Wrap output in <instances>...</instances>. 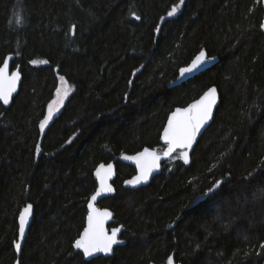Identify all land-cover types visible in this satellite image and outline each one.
<instances>
[{"label": "trees", "instance_id": "trees-1", "mask_svg": "<svg viewBox=\"0 0 264 264\" xmlns=\"http://www.w3.org/2000/svg\"><path fill=\"white\" fill-rule=\"evenodd\" d=\"M178 2L0 0V65L15 54L12 67L23 74L12 105L0 103V264L17 259L18 217L28 203L34 219L21 264H162L169 256L264 264L263 2L184 0L168 17ZM201 49L219 61L170 86ZM59 76L73 91L41 132ZM213 85L220 104L190 160L178 150L148 185L126 188L136 169L118 157L162 152L169 114ZM113 160L116 193L99 205L115 213L112 226L125 227L127 242L87 260L74 241L98 185L94 170Z\"/></svg>", "mask_w": 264, "mask_h": 264}, {"label": "snow or ice", "instance_id": "snow-or-ice-1", "mask_svg": "<svg viewBox=\"0 0 264 264\" xmlns=\"http://www.w3.org/2000/svg\"><path fill=\"white\" fill-rule=\"evenodd\" d=\"M184 0H179L177 4H174L167 16L172 17L177 14ZM135 16V13H132ZM137 20L139 16H135ZM165 17H161L164 20ZM17 24L22 23L20 16L16 17ZM264 28V24L261 25ZM75 25L72 26L74 32ZM159 31V25L157 26ZM11 57H6L0 66V101L7 105L12 98V93L16 91L17 82L20 80L19 70L12 72L9 75V60ZM214 57H209L204 49H201L195 58L186 67L179 69L180 78L187 75H191L194 72L199 71L206 63L214 60ZM32 64L44 63L47 64V60H32ZM136 71H139L137 69ZM61 86L56 89L57 99L52 100L48 105L47 115L40 121L39 127L41 132L44 131L45 126L53 118L54 112L59 111V107L63 105L65 98L73 90V86L68 83L64 76H59ZM217 103V89L215 87L208 88L199 99L189 104L186 108H176L168 117L166 126L163 129L162 139L165 141L167 147L162 151L164 157H171L177 149H180L179 159H182L185 163L188 162L189 154L187 149L192 147L197 133L200 129L212 118L213 108ZM71 142V139L68 141ZM36 152H41L39 143L36 145ZM124 159L133 160L136 162L138 168V174L130 180H126L124 183L128 185H136L142 182H146L150 173L159 168V161L161 159V153H158L155 149H149L145 147L141 152L136 153L133 156H125ZM113 174V165L108 164L105 166L101 164L95 172L96 177L99 180V187L91 195L88 201V214L86 218V226L82 233L74 241V247L82 250L84 257H92L96 253L110 254L113 252V245L123 243L117 239V234L120 232V228H113L111 232L106 229V221L112 217V213L107 209H100L95 206V202L98 197L103 194L111 193L114 191L112 185L108 183V179ZM221 181H216L212 187H210L204 196L214 193ZM33 205L27 204L19 213L18 217V233L19 238L14 242L16 251H21V241L25 237L26 227L29 224V218L32 214ZM264 247V244L261 245ZM19 264V260H17ZM167 264H173V258L168 257Z\"/></svg>", "mask_w": 264, "mask_h": 264}, {"label": "water", "instance_id": "water-1", "mask_svg": "<svg viewBox=\"0 0 264 264\" xmlns=\"http://www.w3.org/2000/svg\"><path fill=\"white\" fill-rule=\"evenodd\" d=\"M262 2H263V6H264V0H262ZM262 24H264V17H263V22H262ZM262 30H263V32H264V28H262ZM205 50V49H204ZM206 51V50H205ZM206 54H207V56H209V57H214L215 59L214 60H211L210 62H208V63H206L199 71H197V72H194V73H192L191 75H187V76H185V77H183V78H180V75L178 74V76H177V78L175 79V80H173L172 82H171V84H170V86H176V85H179V84H181V83H183V82H185V81H187V80H189V79H191V78H193V77H195L196 75H198L199 73H201L202 71H204V70H206V69H208V68H210L211 66H213L214 64H216L218 61H219V57L218 56H210L209 54H208V52L206 51ZM7 57H11V59L9 60V70H8V72H9V75L12 73V72H14V71H17V70H19V72H20V80L17 82V85H16V91L15 92H13L12 93V98L10 99V102H9V104H7V105H5V104H3V102L2 101H0V103H2L5 107H10L11 105H12V103H13V99H14V97L18 94V92H19V90H20V87H21V84H22V81H23V74H22V72H21V67L20 66H17V67H12V62H13V60L15 59V57H16V55L15 54H9ZM195 58V57H194ZM193 58V59H194ZM192 59V60H193ZM191 63V62H190ZM189 63V64H190ZM3 64V63H2ZM2 64L0 65V66H2ZM188 64V65H189ZM187 66V65H186ZM186 66H183V67H186ZM210 87H215L216 89H217V103H216V105L214 106V108H213V115H212V118L200 129V131L197 133V135H196V139L194 140V142H193V144H192V147L190 148V149H187V151H188V154H189V159H188V161L190 160V158H191V154H192V151L194 150V148H195V146H196V144H197V142H198V140L200 139V137L202 136V134L206 131V129L210 126V124L212 123V121H213V119H214V116H215V114H216V110H217V107L219 106V104H220V100H221V97H220V93H219V90H218V88H217V86L216 85H213V86H210ZM209 87V88H210ZM200 98V97H199ZM199 98H197V99H199ZM197 99H195V100H197ZM195 100H193L192 102H194ZM192 102H190L189 104H191ZM189 104H187L186 106H183V107H176V108H186ZM175 108V109H176ZM174 109V110H175ZM173 110V111H174ZM172 111V112H173ZM171 112V113H172ZM170 113V114H171ZM170 114H169V116H170ZM168 116V117H169ZM167 121H168V118H167ZM167 121H166V123H165V125H164V127L166 126V124H167ZM164 129V128H163ZM162 133H163V130H162V132H161V137H162ZM160 141H161V143L162 144H165L166 145V143H165V141L162 139V138H160ZM166 147H167V145H166ZM145 148V147H144ZM143 148V149H144ZM147 148H149V149H155V148H150V147H147ZM142 149V150H143ZM166 149V148H165ZM142 150H140V151H138V152H141ZM158 153H161V159H160V161H159V168H156V169H154L151 173H150V175H149V178H148V180L146 181V182H142V183H140V184H136V185H128V184H125L124 183V186L126 187V188H131V189H136V188H139V187H142V186H146V185H148L150 182H151V180L153 179V177L155 176V175H157V174H159L161 171H162V165H163V163L164 162H166L167 160H169V158L170 157H164L163 155H162V152H159L157 149H155ZM178 150H180V149H177V151ZM176 151V152H177ZM181 151V150H180ZM138 152H136V153H138ZM136 153H133V154H127V153H123V154H121L119 157H118V160L119 161H121V162H124V163H127V164H130V165H132L135 169H136V173L132 176V177H130V178H128L127 180H130V179H132L134 176H136L137 174H138V168H137V165H136V162L135 161H133V160H127V159H124V157L125 156H133V155H135ZM175 153V152H174ZM173 153V154H174ZM172 154V155H173ZM101 164H104L105 166H107L108 164H112L113 165V174L110 176V178L108 179V183L109 184H111L112 185V188L114 189V191L113 192H111V193H106V194H103L101 197H98L97 198V201L95 202V206L97 207V208H100V209H107L108 211H110L111 213H112V217L109 219V220H107L106 221V224H105V227H106V229L109 231V233L111 232V229H113V228H120L121 230H120V232L117 234V239L118 240H120V241H123V243H119V244H116V245H113V252L112 253H110V254H104V253H96L94 256H92V257H85L87 260H91L92 258H96V257H98V256H105V257H110V256H112L113 254H114V251H115V248L116 247H118V246H120V245H124V244H126V242H127V240L126 239H124V238H122V234H123V231L125 230V227L123 226V225H118V226H112V223H113V221H114V218H115V213L110 209V208H108V207H101L100 205H99V202L102 200V199H104V198H106V197H109V196H113V195H115V193H116V187H115V185H114V181L116 180V178H117V164H116V161L115 160H113V161H111V162H109V163H104V162H102V163H100L96 168H95V170H94V176H95V178L97 179V182H98V185H97V188L99 187V180H98V178L96 177V175H95V172H96V169L101 165ZM96 188V189H97ZM96 191V190H95ZM28 204H32V203H28ZM33 205V204H32ZM87 206H88V204H87ZM23 209V208H22ZM88 211H89V209H88ZM33 219H34V205H33V209H32V214H31V216H30V218H29V224H28V226L26 227V232H25V237L23 238V240L21 241V251L18 253L17 251H16V253H17V259L15 260V262H14V264H17V260H19V264H21L20 263V256H21V253H22V247H23V244H24V242H25V239H26V237H27V234H28V232H29V229H30V227H31V224H32V222H33ZM86 223H87V221H86ZM86 226V225H85ZM83 231V230H82ZM82 233V232H81ZM18 238H19V235H18ZM16 250V249H15ZM79 250V249H78ZM81 252H82V250H80ZM172 258H173V264H183V263H181V262H178V261H176L175 259H174V257L172 256ZM151 264H156V263H151ZM162 264H167V262L166 263H162Z\"/></svg>", "mask_w": 264, "mask_h": 264}, {"label": "rangeland", "instance_id": "rangeland-1", "mask_svg": "<svg viewBox=\"0 0 264 264\" xmlns=\"http://www.w3.org/2000/svg\"><path fill=\"white\" fill-rule=\"evenodd\" d=\"M60 86H61V82H60V84H59V87H60ZM72 91H73V90H72ZM72 91L69 93L68 97L71 95ZM68 97L65 98L63 105L65 104V102H66V100L68 99ZM54 99H57L56 93H55ZM54 99H53V100H54ZM63 105H61V106L59 107V111L54 112L53 118H52V119L49 121V123L45 126V129L48 127V125L51 123V121L54 119V117H55L57 114H59V112L61 111ZM45 129H44V130H45ZM162 151H163V150H162Z\"/></svg>", "mask_w": 264, "mask_h": 264}, {"label": "bare ground", "instance_id": "bare-ground-1", "mask_svg": "<svg viewBox=\"0 0 264 264\" xmlns=\"http://www.w3.org/2000/svg\"><path fill=\"white\" fill-rule=\"evenodd\" d=\"M162 144V143H161Z\"/></svg>", "mask_w": 264, "mask_h": 264}]
</instances>
